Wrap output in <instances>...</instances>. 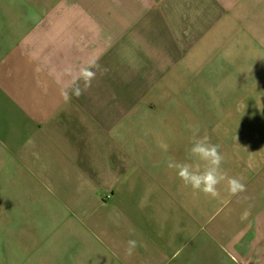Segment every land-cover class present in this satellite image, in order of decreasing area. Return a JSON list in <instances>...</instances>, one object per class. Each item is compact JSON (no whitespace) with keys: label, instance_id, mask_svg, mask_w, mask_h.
<instances>
[{"label":"crops","instance_id":"obj_1","mask_svg":"<svg viewBox=\"0 0 264 264\" xmlns=\"http://www.w3.org/2000/svg\"><path fill=\"white\" fill-rule=\"evenodd\" d=\"M229 46L233 76L250 83L211 143L246 191L224 182L214 199L168 169L187 160L195 129L174 153L159 122L171 109L150 89L142 103L141 76L199 87ZM259 192L264 0H0V264H264V207L246 204Z\"/></svg>","mask_w":264,"mask_h":264},{"label":"rangeland","instance_id":"obj_2","mask_svg":"<svg viewBox=\"0 0 264 264\" xmlns=\"http://www.w3.org/2000/svg\"><path fill=\"white\" fill-rule=\"evenodd\" d=\"M231 46L220 51L219 60L222 64L211 59L202 66L199 87L197 76H141L142 103L148 101L147 89H150L156 92L157 106L171 109L167 116L165 114L161 117L164 120L159 122H166L172 127L174 153H181L182 145L185 144L182 143L181 138L184 126L195 130L201 127L199 128L201 133L207 134L212 142L216 131L213 125L220 128L219 121L215 123L219 119V114L225 112L226 108L228 109L233 103L236 104L237 89L241 85L250 83L249 76H233V72L239 71L240 63L230 65L229 57L232 55L228 53L232 51ZM258 57L256 53L252 59ZM163 131L169 130L163 129ZM251 193L249 196L257 199L248 200L246 204L251 203L254 208L255 205L264 207V192H259L260 194L254 197L252 196L254 193ZM238 202L245 203V200L239 199ZM208 257L209 255L205 252V258Z\"/></svg>","mask_w":264,"mask_h":264},{"label":"clouds","instance_id":"obj_3","mask_svg":"<svg viewBox=\"0 0 264 264\" xmlns=\"http://www.w3.org/2000/svg\"><path fill=\"white\" fill-rule=\"evenodd\" d=\"M85 76L90 84L94 73L85 70ZM80 95L79 89L75 92ZM195 130L191 146L187 149V160L177 161L169 157L167 162L168 169L175 170L177 178L180 179L185 187H190L194 193H203L211 198H220L219 185L226 182L227 191L231 196H237L246 191V184L243 177L229 176L222 168L225 161L224 155L219 150V145L213 144L210 137L205 134L197 136ZM163 151H168V144L160 142L158 145ZM250 215L249 210H245L240 219L246 220ZM137 242L135 240L127 241L126 254L132 255Z\"/></svg>","mask_w":264,"mask_h":264}]
</instances>
